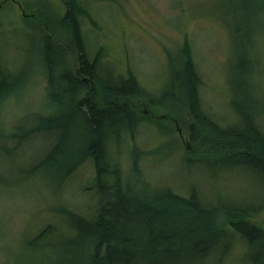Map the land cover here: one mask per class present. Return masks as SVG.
I'll return each instance as SVG.
<instances>
[{
	"label": "rangeland",
	"instance_id": "1",
	"mask_svg": "<svg viewBox=\"0 0 264 264\" xmlns=\"http://www.w3.org/2000/svg\"><path fill=\"white\" fill-rule=\"evenodd\" d=\"M4 2L7 6L0 18V62L5 61L11 71L23 72L9 94L0 100V132L10 134L18 131V123L31 119V114L56 115L64 108L48 97L47 73L40 53L47 41L54 43L57 36L64 39L70 36L60 23L66 11L63 0H0V6ZM82 2L92 11L84 29L87 44L92 41V53L101 44L105 61L124 75L129 71L143 95L132 102L144 123L123 144L114 145V149H119L114 152L123 177L132 175L137 165L138 174L152 191L170 187L189 194L195 188L208 198L220 196L226 202H243L248 207L264 203L259 172L186 162L182 154L190 157L193 154L188 153L192 124L189 116L178 103L150 102L172 91L175 67L182 63V49L186 46L203 79L201 103L219 120V125L244 123L236 100L242 94L246 99L241 104L248 105L252 94L258 99L255 103L264 110V25L259 26L255 35L260 49L245 36L250 27L256 31L258 13L264 15V0H255L251 7L254 13L249 10V0ZM69 57L77 65L79 53ZM98 87L91 84L90 91ZM90 95L89 91L82 92L83 97ZM263 116L264 112H257L254 118L264 122ZM80 131H73V143H80ZM41 146L37 139L22 142L10 164L0 147V264H86L87 234L80 238L71 219L59 213L58 208L66 202L65 205L75 207L91 222L98 203L94 190L90 189L94 169L83 160L63 188L59 181L64 171H55L54 175L40 171L24 178L15 165L32 161L42 151ZM54 176L58 179L56 183L50 179ZM1 179L16 184H3L5 181ZM258 210L254 216L262 222L264 210ZM49 223L52 228L41 234ZM219 224L226 226L224 214ZM222 264L248 263L237 248Z\"/></svg>",
	"mask_w": 264,
	"mask_h": 264
},
{
	"label": "trees",
	"instance_id": "2",
	"mask_svg": "<svg viewBox=\"0 0 264 264\" xmlns=\"http://www.w3.org/2000/svg\"><path fill=\"white\" fill-rule=\"evenodd\" d=\"M63 2L66 11L60 23L70 38L57 36L56 42L47 41L40 57L47 73L48 97L64 108L56 115L31 114V119L18 123L17 132H0L1 152L5 160L9 159L7 164L12 162L13 153L22 142L29 139L41 141L42 151L32 161L15 165L24 178L40 171L49 175L64 171L59 181L63 188L83 160L92 164L94 183L90 189L94 190L98 203L91 222L75 207L65 205L66 202L58 208L59 213L71 219L72 228L80 238L83 233L87 234L86 264H222L237 248L248 264H264V219L259 222L254 216L258 208L260 212L264 210V203L248 207L243 202H226L220 196L208 198L195 188L189 194L170 187L152 191L141 173L138 174L137 165L132 175L123 177L115 153L119 149H114V145L123 144L144 123L132 102L143 96L141 87L129 71L130 75H124L105 61L101 44L92 53V41L88 45L84 35L92 11L85 2ZM254 4L255 0H249L251 12ZM6 6L5 2L0 6V18ZM259 13L254 25L256 31L250 27L245 35L248 42L257 46L261 45L255 35L259 26L264 25V15ZM75 52L79 53L77 65L69 57ZM181 60L175 67L172 91L150 102L178 103L189 116L192 124L188 132L191 144L188 153L193 154L192 157L182 154V157L188 163L206 167L259 172L264 190V122L254 118L264 110L255 103L257 97L254 99L251 94L248 105L240 103L246 99L243 94L236 98L244 125H219V120L201 103L203 79L186 46ZM22 74L11 71L5 61L0 62V100L9 94ZM91 84L99 87L90 91ZM83 91L91 92L92 96L83 97ZM75 130H81L78 144L73 143ZM50 179L54 183L58 181L55 176ZM3 184L16 183L6 180ZM222 214L227 222L224 227L219 224ZM49 224L41 234L52 228L53 224Z\"/></svg>",
	"mask_w": 264,
	"mask_h": 264
}]
</instances>
